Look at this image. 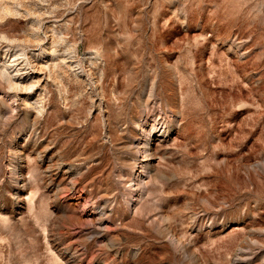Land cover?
Here are the masks:
<instances>
[{
    "label": "rangeland",
    "instance_id": "obj_1",
    "mask_svg": "<svg viewBox=\"0 0 264 264\" xmlns=\"http://www.w3.org/2000/svg\"><path fill=\"white\" fill-rule=\"evenodd\" d=\"M0 264H264V0H0Z\"/></svg>",
    "mask_w": 264,
    "mask_h": 264
},
{
    "label": "bare ground",
    "instance_id": "obj_2",
    "mask_svg": "<svg viewBox=\"0 0 264 264\" xmlns=\"http://www.w3.org/2000/svg\"><path fill=\"white\" fill-rule=\"evenodd\" d=\"M142 132L144 131V129L143 128H141L140 129ZM139 137H137V138H135V139H138ZM138 144L140 145V151H141V158H145L148 154H147V152H148V149H146V146L143 144V142L142 141H140L139 140V142H138ZM144 168V165L143 164H141V169H138V171H139V173H141L142 172V169ZM139 173H138V176H139ZM137 176V181H136V184H139V177Z\"/></svg>",
    "mask_w": 264,
    "mask_h": 264
}]
</instances>
